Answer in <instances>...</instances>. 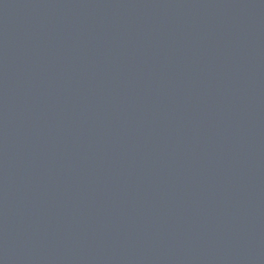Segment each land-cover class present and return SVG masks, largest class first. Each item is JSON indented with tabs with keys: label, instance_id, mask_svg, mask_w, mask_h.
<instances>
[{
	"label": "water",
	"instance_id": "water-1",
	"mask_svg": "<svg viewBox=\"0 0 264 264\" xmlns=\"http://www.w3.org/2000/svg\"><path fill=\"white\" fill-rule=\"evenodd\" d=\"M0 264H264V0H0Z\"/></svg>",
	"mask_w": 264,
	"mask_h": 264
}]
</instances>
